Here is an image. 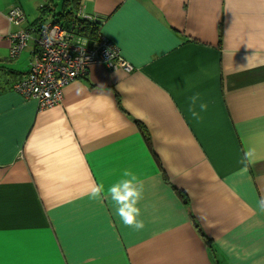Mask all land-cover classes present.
I'll use <instances>...</instances> for the list:
<instances>
[{"label": "crops", "instance_id": "crops-1", "mask_svg": "<svg viewBox=\"0 0 264 264\" xmlns=\"http://www.w3.org/2000/svg\"><path fill=\"white\" fill-rule=\"evenodd\" d=\"M42 2L0 0V86L27 71L35 44L10 58V34ZM79 10L133 69L92 64L41 110L0 93V264H264V0H80ZM195 92L208 104L199 120ZM126 169L143 183L139 231L86 194Z\"/></svg>", "mask_w": 264, "mask_h": 264}, {"label": "built area", "instance_id": "built-area-1", "mask_svg": "<svg viewBox=\"0 0 264 264\" xmlns=\"http://www.w3.org/2000/svg\"><path fill=\"white\" fill-rule=\"evenodd\" d=\"M78 15L93 18L80 10ZM7 19L10 24L18 26L25 15L15 5L9 8ZM53 29L56 30L54 38L51 43H46L45 33ZM32 35L30 29H18L10 34V58H17L30 40L35 44L28 70L12 85V90L25 98L35 99L39 110L60 103L63 88L84 77L92 64H103L126 72L133 69L132 64L120 55L117 46L102 34L98 40L89 43L86 38L73 34L60 24L47 22L36 35Z\"/></svg>", "mask_w": 264, "mask_h": 264}, {"label": "clouds", "instance_id": "clouds-1", "mask_svg": "<svg viewBox=\"0 0 264 264\" xmlns=\"http://www.w3.org/2000/svg\"><path fill=\"white\" fill-rule=\"evenodd\" d=\"M55 29L51 32L45 33V42L51 43ZM208 104L201 97L199 92L193 93L188 97V111L191 117L195 120L201 119V113L205 112ZM254 149L248 148L244 151L241 163L244 164L243 172L247 171V164L252 163ZM123 177L116 183L112 184L105 191L104 185L94 184L86 193L90 199H110L114 208V214L119 217L120 221L133 230L139 231L145 227L144 221L140 219L141 209L138 207L139 201L143 195V183L130 171L125 170ZM257 208L260 212L264 213V197L257 201Z\"/></svg>", "mask_w": 264, "mask_h": 264}, {"label": "trees", "instance_id": "trees-1", "mask_svg": "<svg viewBox=\"0 0 264 264\" xmlns=\"http://www.w3.org/2000/svg\"><path fill=\"white\" fill-rule=\"evenodd\" d=\"M45 4L40 6L39 15L30 23L29 29L34 33H37L38 29L47 22L52 24H60L64 28L70 30L73 34L84 37L88 40L89 43L98 40L101 35V26L102 21L98 17L88 18L85 16L78 15L80 0H62L60 4V8L55 11V6L51 2V0H45ZM33 54V53H32ZM28 70V68H27ZM27 72V71H26ZM26 72L23 74L25 75ZM15 75V74H14ZM13 75V76H14ZM15 76L12 81H4L5 84L0 86V93L12 90V85L19 80L22 76ZM138 125V129L140 130L144 140L147 144H149V137L144 126L136 122ZM156 164H158L159 169L161 168L160 163L156 160ZM176 194L183 204L187 205V197L181 191L174 187ZM193 221H194V217ZM199 229V227L197 226ZM201 233V230H200ZM203 237H205L206 241H210L205 235L201 233Z\"/></svg>", "mask_w": 264, "mask_h": 264}, {"label": "rangeland", "instance_id": "rangeland-1", "mask_svg": "<svg viewBox=\"0 0 264 264\" xmlns=\"http://www.w3.org/2000/svg\"><path fill=\"white\" fill-rule=\"evenodd\" d=\"M61 1L62 0H51V2L53 3V5L55 6V11H57L59 8H60V4H61ZM44 3H46V2H44ZM42 4H43V2H42ZM33 20V16H30V15H28V17L26 18V20L23 22L24 24H27V23H31V21ZM23 24V25H24ZM24 27V26H23ZM27 48V47H26ZM25 48V49H26Z\"/></svg>", "mask_w": 264, "mask_h": 264}]
</instances>
